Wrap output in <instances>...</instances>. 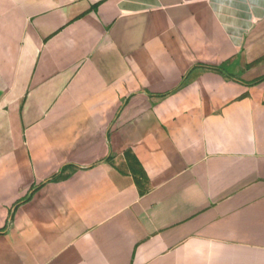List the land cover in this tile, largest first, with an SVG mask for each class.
Returning <instances> with one entry per match:
<instances>
[{
	"label": "crops",
	"instance_id": "crops-1",
	"mask_svg": "<svg viewBox=\"0 0 264 264\" xmlns=\"http://www.w3.org/2000/svg\"><path fill=\"white\" fill-rule=\"evenodd\" d=\"M0 264H264V0H0Z\"/></svg>",
	"mask_w": 264,
	"mask_h": 264
}]
</instances>
